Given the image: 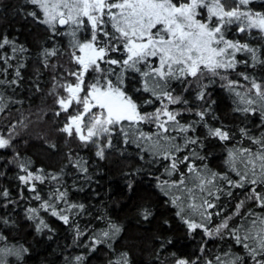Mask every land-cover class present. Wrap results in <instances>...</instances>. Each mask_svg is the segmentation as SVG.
<instances>
[{"label": "snow or ice", "instance_id": "obj_1", "mask_svg": "<svg viewBox=\"0 0 264 264\" xmlns=\"http://www.w3.org/2000/svg\"><path fill=\"white\" fill-rule=\"evenodd\" d=\"M253 2L27 0L32 11L26 15L48 27L54 45L55 37L67 39L71 70L50 63L65 55V46L42 47L40 53L42 67L53 72L50 94L58 107L54 115L64 116L59 131L85 147L94 146L101 159L113 147L114 136L134 147L138 159L147 158L150 166L158 168L159 174L153 176L157 187L188 233H203L201 255L172 253V264H264V76L251 74L264 68V43L253 45L239 38L256 32L264 41V11L253 9ZM27 51L0 34V114L10 112L9 103H15L5 92L22 79ZM217 81L234 97L233 111L245 118L258 115L259 123L238 129L209 125V119L218 117L211 105L203 104L210 96L209 86ZM129 82L138 86L130 88ZM187 94L202 103L190 104ZM9 127L7 134L0 131V149L12 145L16 125ZM199 128L205 130L204 139ZM205 139H215L224 148L217 169L202 154ZM10 163L23 173L17 174V180L40 202L39 207L27 209L38 232L49 227L40 218L43 211L72 226L74 239H84L78 246L89 252L107 246L117 257L107 264H131L128 252L112 247L122 231L117 223L108 221L99 231L78 226L75 218L85 206L69 201L60 175L42 169L34 173L31 161L19 154ZM75 166L82 173L88 171L82 160ZM46 180L60 185H53L47 199L36 183ZM0 200L7 201L0 207L15 205L5 188H0ZM150 215L145 208L144 219ZM8 222L0 218V223ZM7 239L0 233V242ZM208 240L231 241V245L204 255L209 252ZM236 246L243 255L234 250ZM27 252L23 246L2 243L0 264H10L9 258L20 260ZM85 260L86 256L76 255L67 258V264Z\"/></svg>", "mask_w": 264, "mask_h": 264}, {"label": "trees", "instance_id": "obj_2", "mask_svg": "<svg viewBox=\"0 0 264 264\" xmlns=\"http://www.w3.org/2000/svg\"><path fill=\"white\" fill-rule=\"evenodd\" d=\"M251 7L264 11V0H254ZM30 11L32 8L27 0H0V34L28 50L23 61L25 67L21 69L22 79L5 92L15 103H9L10 112L0 114V131L7 134L11 132L9 125H16L11 147L0 149V173H3L0 175V188L7 189L11 200L15 201V205L0 207V218L9 221L0 223V233L8 238L0 242V246L9 243L28 249L20 260L9 258L10 264H67V258L76 255L86 256L84 264H107L109 258H117L105 245L99 246L95 252L78 246L83 245L84 239H74L73 227L43 211L40 218L49 227L40 232L36 230L37 221L28 218L27 209L39 207L40 202L32 199L35 194L17 180L19 170L10 163L14 154H19L20 159L30 160L34 173L42 169L44 173L62 177L69 201L85 206L84 213L75 218L81 229L87 226V229L99 231L108 221L117 223L122 231L111 242L112 247L116 252H128L131 264H172V253L192 258L201 255L198 249L205 239L203 233L197 230L189 234L176 217L175 207L166 203L167 198L153 178L159 174L158 168L150 166L147 158L138 159L134 147H126L114 136L113 147L106 149L101 159L95 155L97 149L94 146L85 147L74 137H67L59 131L64 116L54 115L58 107L50 94L53 72L42 67L40 53L42 47L65 46V55L52 58L50 63L63 65L64 71L71 70L73 65L67 55V39L55 37L54 45L48 27L26 15ZM239 38L253 45L264 43L256 32L252 37L241 35ZM238 70L246 71L244 68ZM251 74L264 76V68L257 67ZM137 86L129 82L130 88ZM174 87L179 92V86ZM208 92L210 96L206 97L207 103L203 106L211 105L218 117L217 121L209 119V125L223 124L238 129L259 123L258 115L245 118L233 111L234 97L220 86L219 81L210 85ZM186 98L190 104L202 103L195 101L192 94H187ZM198 135L204 139L205 130L199 128ZM202 154H207L210 167L217 169L222 164L224 148L215 139H205V152ZM77 160L84 161L87 173H82L75 166ZM36 183L37 191L45 199L53 185L60 186L47 180L44 184ZM3 203L7 201L0 200V204ZM145 208L151 211L147 220L143 216ZM225 244L231 245V241L208 240L209 252L204 255L219 253ZM234 250L243 255L239 246Z\"/></svg>", "mask_w": 264, "mask_h": 264}]
</instances>
